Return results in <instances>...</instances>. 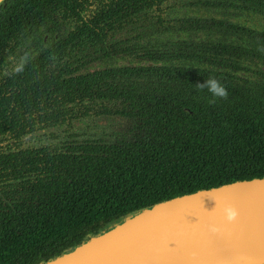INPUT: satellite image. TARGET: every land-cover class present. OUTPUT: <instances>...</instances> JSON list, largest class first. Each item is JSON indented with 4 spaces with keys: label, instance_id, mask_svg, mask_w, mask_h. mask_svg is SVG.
Returning <instances> with one entry per match:
<instances>
[{
    "label": "trees",
    "instance_id": "16d2710c",
    "mask_svg": "<svg viewBox=\"0 0 264 264\" xmlns=\"http://www.w3.org/2000/svg\"><path fill=\"white\" fill-rule=\"evenodd\" d=\"M163 1L5 0L0 6V69L8 49L14 50L18 36L32 23L80 21L69 38L77 41L75 35L80 32L81 41L95 45L96 33L89 23L121 15V3L138 15L144 6ZM88 4L94 8L88 11ZM123 26L120 23L119 29ZM224 64L226 60H215L211 66L191 62L194 67L182 71L179 80H175L176 69L168 68V83L192 86L203 83V78H218L222 73L218 68ZM149 70L160 69L136 65L116 69V73L131 71L144 80ZM88 75L87 85L80 78L57 82L55 99L83 100L96 93V74ZM16 77L14 73L6 78L0 70V106L6 100L1 86L14 84ZM133 95L130 92L129 96ZM11 99L19 98L13 93ZM183 107L193 114L165 117L156 113L154 119H144V132L135 141L106 145L92 140H59L2 154L0 264H42L128 213L197 190L264 177V113L261 119L245 121L223 117L218 107L207 113L210 106L204 102L192 106L184 102ZM14 125L5 110L0 113V131Z\"/></svg>",
    "mask_w": 264,
    "mask_h": 264
},
{
    "label": "flooded vegetation",
    "instance_id": "af4514ba",
    "mask_svg": "<svg viewBox=\"0 0 264 264\" xmlns=\"http://www.w3.org/2000/svg\"><path fill=\"white\" fill-rule=\"evenodd\" d=\"M262 1L165 0L144 6L138 15L121 3V15L89 23L96 33L95 45L81 41L80 32L75 35L77 41L69 38L80 21L32 23L18 36L14 50L8 49L0 69L6 78L17 74L14 84L1 86L6 100L0 113L5 110L9 123L15 125L0 131V157L19 147L37 148L59 140H92L106 145L135 141L144 132L143 120L154 119L156 113L165 117L172 113L179 117L182 113L193 114L183 107L184 102L190 106L204 102L210 106L207 113L218 107L223 117L261 119ZM87 8L92 10L94 5L88 4ZM122 22L124 26L119 29ZM137 28L143 33L134 32ZM128 31L133 35L129 36ZM34 57L40 59L35 61ZM215 60L227 61L218 68L221 75L213 76L226 89L225 97H213L197 84L168 83V68L176 69L175 80H179L182 71L194 67L191 62L211 66ZM136 65L160 70L142 71L144 80L131 71L126 75L116 73V69ZM94 72L96 93L83 100L55 99L57 82L80 78L87 85L91 79L88 74ZM130 92L135 95L130 97ZM13 93L18 101L11 99Z\"/></svg>",
    "mask_w": 264,
    "mask_h": 264
},
{
    "label": "water",
    "instance_id": "95a60500",
    "mask_svg": "<svg viewBox=\"0 0 264 264\" xmlns=\"http://www.w3.org/2000/svg\"><path fill=\"white\" fill-rule=\"evenodd\" d=\"M42 264H264V177L128 213Z\"/></svg>",
    "mask_w": 264,
    "mask_h": 264
},
{
    "label": "clouds",
    "instance_id": "9594fccd",
    "mask_svg": "<svg viewBox=\"0 0 264 264\" xmlns=\"http://www.w3.org/2000/svg\"><path fill=\"white\" fill-rule=\"evenodd\" d=\"M199 88L207 89L213 97H225L227 95L226 89L223 85L214 77H209L204 80L203 83L197 84Z\"/></svg>",
    "mask_w": 264,
    "mask_h": 264
},
{
    "label": "rangeland",
    "instance_id": "374dc122",
    "mask_svg": "<svg viewBox=\"0 0 264 264\" xmlns=\"http://www.w3.org/2000/svg\"><path fill=\"white\" fill-rule=\"evenodd\" d=\"M128 32H129V31H128ZM134 32H142V33H143V30H141V31H140V30H138V28H137V29H136ZM134 32H133V33H134ZM133 33L129 32V34H128V35H129V36H132V35H133Z\"/></svg>",
    "mask_w": 264,
    "mask_h": 264
}]
</instances>
